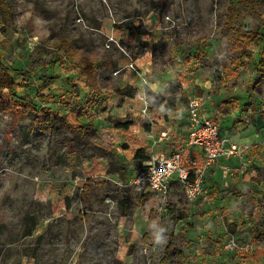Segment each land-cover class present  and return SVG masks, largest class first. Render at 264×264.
I'll list each match as a JSON object with an SVG mask.
<instances>
[{
    "label": "rangeland",
    "instance_id": "obj_1",
    "mask_svg": "<svg viewBox=\"0 0 264 264\" xmlns=\"http://www.w3.org/2000/svg\"><path fill=\"white\" fill-rule=\"evenodd\" d=\"M9 3L11 17L0 20V61L14 81L11 92L0 88V264H264V55L260 46L240 51L224 27L230 7L241 32L264 23V4ZM61 39L94 60L99 94L59 50ZM44 74L60 80L43 87ZM126 85L136 89L132 98L114 91ZM145 87L175 105L199 99L200 113L246 147L215 168L212 186L205 180V198L189 199L178 184L158 196L125 186L148 158L177 144L175 105L151 110V123ZM80 124L94 131H77ZM168 127L169 140L155 142Z\"/></svg>",
    "mask_w": 264,
    "mask_h": 264
},
{
    "label": "built area",
    "instance_id": "obj_2",
    "mask_svg": "<svg viewBox=\"0 0 264 264\" xmlns=\"http://www.w3.org/2000/svg\"><path fill=\"white\" fill-rule=\"evenodd\" d=\"M200 110L201 101L191 99L187 106L186 144L169 155L148 158L124 178L125 186L141 195L158 196L166 194L172 184H178L189 199L206 197L203 187L210 169L221 160L242 158L246 147L223 135L219 121L201 114ZM189 147L198 152L186 158Z\"/></svg>",
    "mask_w": 264,
    "mask_h": 264
},
{
    "label": "trees",
    "instance_id": "obj_3",
    "mask_svg": "<svg viewBox=\"0 0 264 264\" xmlns=\"http://www.w3.org/2000/svg\"><path fill=\"white\" fill-rule=\"evenodd\" d=\"M262 4H264V0H258ZM13 8L9 3V0H0V20L2 23H6L8 19L11 17ZM235 12L232 10V8L227 9V15H226V21L224 24L225 29L228 32H231L232 35L229 37L234 40L235 46L239 48L240 51H243L250 45L254 46H260L262 55H264V23L255 25L251 30L246 32H241L239 28L233 27ZM58 48L59 50H62L65 52V55H67V59L74 63L75 67L79 70V74L81 77L85 78V84L88 86L93 94H99L100 93V87L98 85V81L96 78V68L94 66V60H90L89 58H85L82 55H80L77 51V49L73 46H71L66 39H61L58 41ZM233 46H228V51H232ZM60 63L64 64L65 60H58ZM232 61L228 58L225 64V70L227 72H230L232 68ZM0 71L3 72V76L0 79V88L1 89H7L9 92L12 91V87L14 84L13 78L10 76L8 68H6L0 61ZM264 73V57L260 58L258 61V75ZM40 80L42 82L43 87L50 86L51 84H54L60 80V77L58 75H41ZM253 83H256V79ZM248 89H251L249 87ZM115 93L118 96L126 97V98H132L135 93L136 89L132 86L126 85V86H119L114 89ZM144 95L146 98V101L149 105L150 110H156L159 109L161 106H164L168 109L172 108L175 104V98L172 96H167L163 92H154L150 88L145 87L144 88ZM23 102H25V98H21ZM28 105V104H27ZM29 106L36 110V107L34 105ZM45 121L49 122L51 121V116L46 112L44 115ZM59 121L62 125H64L66 128L68 127L66 124V121L63 118H59ZM117 128H127L128 122L122 120V119H116L115 124ZM69 128V127H68ZM77 131H84L86 133H89L91 131H94V128L90 124H80L79 129ZM142 151H138L135 154V159L140 158V154ZM98 166H96L92 170V174H96ZM167 251H171L170 245L167 246Z\"/></svg>",
    "mask_w": 264,
    "mask_h": 264
},
{
    "label": "crops",
    "instance_id": "obj_4",
    "mask_svg": "<svg viewBox=\"0 0 264 264\" xmlns=\"http://www.w3.org/2000/svg\"><path fill=\"white\" fill-rule=\"evenodd\" d=\"M175 108H176L175 115L176 116L178 115V118H180V122H179L180 127L178 128V131L176 132V134H177V136H176V138H177V144H176V146L174 148H172V150H170L168 152L159 153L158 155H169L170 153H172L173 151H175L178 147L183 146V144L185 143L187 103H186V105H183V104L177 102L176 105H175ZM147 112H149L148 115H147ZM147 112L145 113V115L148 117V119L150 120L151 123L153 121H157V120H155L153 118L154 117V112L153 111H151L149 109V111H147ZM206 115L208 116L207 113H206ZM215 118L217 119V117H215ZM219 123H220V126H221L222 122L219 121ZM170 131L171 130L168 127L166 131H163V132L159 133L157 135L158 138L155 139V142L161 143V142H164V140L165 141L166 140H169V138H170V135H169ZM133 133H136V132L134 131ZM144 133L146 134L147 139H149L151 137V134H154L153 132H149V131L144 132ZM222 134L225 135L226 137H228V135L226 134L225 131H222ZM231 140H233V139H231ZM197 152H198V150L196 148H189L188 151H187V153H186V158L189 157L188 155L194 156L195 154H197ZM222 163H227V161L221 160L218 164H216L213 168L210 169V171L208 173V177L206 179L207 181H211V183H209V186H212L213 185V182L212 181H213L214 175L212 174V172L215 170L216 167H218L219 164H222ZM147 196H154V195H147Z\"/></svg>",
    "mask_w": 264,
    "mask_h": 264
},
{
    "label": "clouds",
    "instance_id": "obj_5",
    "mask_svg": "<svg viewBox=\"0 0 264 264\" xmlns=\"http://www.w3.org/2000/svg\"><path fill=\"white\" fill-rule=\"evenodd\" d=\"M156 242H159V238H157Z\"/></svg>",
    "mask_w": 264,
    "mask_h": 264
}]
</instances>
